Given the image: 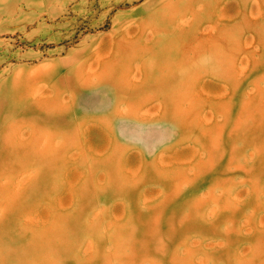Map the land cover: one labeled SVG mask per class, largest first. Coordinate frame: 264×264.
Instances as JSON below:
<instances>
[{
    "label": "rangeland",
    "instance_id": "374dc122",
    "mask_svg": "<svg viewBox=\"0 0 264 264\" xmlns=\"http://www.w3.org/2000/svg\"><path fill=\"white\" fill-rule=\"evenodd\" d=\"M0 264H264V0H0Z\"/></svg>",
    "mask_w": 264,
    "mask_h": 264
}]
</instances>
